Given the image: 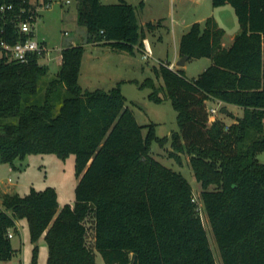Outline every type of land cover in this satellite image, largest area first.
<instances>
[{
    "label": "trees",
    "instance_id": "obj_1",
    "mask_svg": "<svg viewBox=\"0 0 264 264\" xmlns=\"http://www.w3.org/2000/svg\"><path fill=\"white\" fill-rule=\"evenodd\" d=\"M6 1L15 10L0 19V41L15 43L26 37L16 26L22 2ZM212 1L235 9L241 29L231 45H223L225 29L209 16L192 23L179 50L181 56L209 57L212 63L193 79L164 63L156 71L177 111L173 145L191 156L223 264H264V162L257 157L264 150V0ZM78 2L86 43L131 54L144 47L145 28L134 4ZM84 52V43L63 47L60 69L46 88L48 66L39 54L25 62L0 56V161L14 165L30 152L62 158L74 153L79 178L74 205L60 210L53 186L32 187L26 195L4 193L0 260L13 257L9 232L26 217L35 262L45 233L47 264H100L95 250L115 264H217L192 184L152 154V142L164 141L155 125L138 122L120 84L81 86ZM210 99L241 106L244 113L227 127L212 119ZM89 216L93 246L87 239Z\"/></svg>",
    "mask_w": 264,
    "mask_h": 264
},
{
    "label": "rangeland",
    "instance_id": "obj_2",
    "mask_svg": "<svg viewBox=\"0 0 264 264\" xmlns=\"http://www.w3.org/2000/svg\"><path fill=\"white\" fill-rule=\"evenodd\" d=\"M118 2V0H112ZM134 4L141 20L148 21L145 28L150 30L155 21L159 22L156 35H162L163 40L156 39L153 43L151 54L136 50L134 54H118L107 48H101L94 53L93 49L85 48L81 65L79 83L84 89L111 88L120 84L123 93L127 97V105L133 110L137 120L141 124H154L156 133L163 138V144L157 140L152 142V154L165 165L183 173L193 186L194 195L197 201V211L201 215L206 228L211 247L213 249L217 264H223L220 247L212 229L207 211L200 198L202 184L197 180L190 154L183 150L179 151L172 142V134L178 130L177 111L174 108L171 98L162 88L163 79L155 70L161 64L159 58L172 61L175 56L176 42L173 37V30L180 32L187 31L193 22L205 20L212 16L219 24L226 29L223 37V45L230 46L233 32L240 30V23L231 3L214 6L212 0H149L146 5L140 4L139 0H127ZM77 0H53L51 7L42 11L35 29V37L40 41L46 40L48 51L47 56H55L60 48L72 41L84 40L87 34L85 26L79 24L74 18L68 15L77 14ZM65 15V17H64ZM182 30V31H181ZM236 30V31H235ZM92 61H88V57ZM0 56L2 51L0 50ZM55 58L48 66V74L43 78L42 83L46 88L47 81L57 75L59 65ZM164 61V63H168ZM62 62V59H61ZM42 64V62L40 61ZM212 63L209 57L191 58L185 64V75L189 79L197 77L205 68ZM46 65V64H44ZM47 66V65H46ZM50 69V70H49ZM130 78L123 81L122 78ZM119 81V82H118ZM144 83V84H143ZM46 89L40 93L45 95ZM152 97H151V95ZM158 99V100H157ZM160 99V100H159ZM209 111L212 107L217 112L211 113L212 119H219L227 127L235 122L234 116H242L244 109L236 104L226 103L218 99L208 100ZM227 109V111H224ZM148 128L144 129V132ZM176 151V155L171 152ZM261 162H264V150L257 155ZM76 174V158L70 153L66 158L56 153H27L25 158H17L14 165L9 162L0 161V204L3 200V188L8 187V193H19L26 195L32 187L44 189L53 186L58 194V209L66 203L74 205L76 201V185L78 183ZM214 187L210 185V189ZM18 229L13 231L11 238L15 253L10 260H0V264H47L49 248L45 237L42 235L38 240V252L36 262L33 259L35 243L31 239L29 222L26 217L19 218ZM88 226L87 239L89 245L94 243V229L92 216L86 219ZM96 260L100 264L108 263L102 253L95 250Z\"/></svg>",
    "mask_w": 264,
    "mask_h": 264
},
{
    "label": "built area",
    "instance_id": "obj_3",
    "mask_svg": "<svg viewBox=\"0 0 264 264\" xmlns=\"http://www.w3.org/2000/svg\"><path fill=\"white\" fill-rule=\"evenodd\" d=\"M52 1L53 0H21L22 4L16 12V26L18 33L20 35H26V37L24 38L21 36V38L15 43H9L2 39L0 41L2 55H6L9 60L25 62L28 60L30 54L37 53L40 56H43V54L49 50L44 41H40L35 37V29L38 20L42 15L43 9L51 7ZM10 10H15L13 2H8L6 0L0 1V19H2ZM145 52L149 54L152 53L149 43H146L145 45ZM210 111L215 113L217 112V108L212 107ZM193 200L197 203L195 195ZM9 236L11 238L14 236L13 231L10 230Z\"/></svg>",
    "mask_w": 264,
    "mask_h": 264
},
{
    "label": "crops",
    "instance_id": "obj_4",
    "mask_svg": "<svg viewBox=\"0 0 264 264\" xmlns=\"http://www.w3.org/2000/svg\"><path fill=\"white\" fill-rule=\"evenodd\" d=\"M78 1V0H77ZM103 2H105V3H112L113 1L112 0H102ZM119 1V0H118ZM127 1V0H126ZM149 0H144V2L143 3H141V0H139V2H140V4H144V5H146V3L148 2ZM78 7H79V2H78ZM69 16V18H74V20H77L78 21V12H77V14H74L73 13V15L71 14V15H68ZM138 16H139V14H138ZM64 17H65V15H64ZM139 21H140V23L143 25V26H145V28H146V25H147V23H150V22H148V21H144V20H141L140 19V17H139ZM218 22V21H217ZM194 23V22H193ZM219 23V22H218ZM157 25H159V22L158 21H155V23L153 24V26H152V28H150V30H146V32H147V34H146V37H145V39H144V47L143 48H141L140 50L141 51H143V52H145V45H146V43H149V45H150V48H151V50H152V52H154V50H153V43H156V39H159V40H163V36L162 35H156V27H157ZM220 25V24H219ZM221 26V25H220ZM222 27V26H221ZM224 28V27H223ZM225 29V28H224ZM241 29V28H240ZM182 31V30H181ZM236 31V30H235ZM240 31V30H239ZM239 31H236V32H233V34H232V36H231V38L234 40V38H235V36H236V34L239 32ZM178 31L176 30V29H174L173 30V37H174V40L175 41H177L176 39L178 38V41L176 42L177 44H176V51H175V56H174V59L172 60V61H170V60H164V59H162V58H159V60L161 61V62H163L164 63V61H167L168 63L167 64H169L170 65V67L171 68H173V69H177V68H183L184 66H182V67H180V66H178L177 65V62H178V60L180 59V57H181V54H180V50H179V44H180V39H181V37H182V35L186 32V31H184L183 30V32H180V34L178 35V33H177ZM225 33H226V29H225ZM35 35H36V33H35ZM87 35V34H86ZM225 35V34H224ZM224 37V36H223ZM42 41H44L45 43H46V45H47V42H46V40H44V39H42ZM80 43H84L85 44V48L87 49V47H88V49H89V46H91L93 49L91 50V53H94L95 51H98L99 49H101V48H107V49H109L111 52H115V54L116 53H118V54H124V52L123 51H116V50H113L111 47H109V46H107V45H102V44H100L99 42H90V43H86L85 42V38H84V40H77V41H72V42H70L68 45H72V44H74V45H76V44H80ZM68 45H66V46H68ZM63 47H65V46H63ZM62 47V48H63ZM226 47H228V46H226ZM62 48H60V52L58 53V54H55V56H47V52H45L44 54H43V56H41L40 57V61L42 62V64H46L47 66H49V68H50V62L51 61H53L55 58H57L58 59V65L61 63V59H62V53H61V50H62ZM127 53V52H126ZM90 57H88V61H92V57H91V55H89ZM188 61V60H187ZM187 63V62H186ZM156 65H155V70H156ZM59 69H60V65H59V68H58V71H59ZM184 69V68H183ZM50 70V69H49ZM122 80L123 81H129L130 80V78H128V77H126V78H122ZM119 82V81H118ZM115 86V85H114ZM113 87V86H112ZM109 89V88H108ZM8 189V187H5V188H3V193H8L9 192V190H7ZM17 225H18V222H17ZM43 236H45V233L43 234Z\"/></svg>",
    "mask_w": 264,
    "mask_h": 264
},
{
    "label": "water",
    "instance_id": "obj_5",
    "mask_svg": "<svg viewBox=\"0 0 264 264\" xmlns=\"http://www.w3.org/2000/svg\"><path fill=\"white\" fill-rule=\"evenodd\" d=\"M188 59H189L188 55H182L180 57V59L178 60L177 65L180 66V67L184 66ZM224 111H227V109H224ZM93 206H94V204H93ZM135 256H136V254L134 253L133 256H132V262L134 261Z\"/></svg>",
    "mask_w": 264,
    "mask_h": 264
}]
</instances>
